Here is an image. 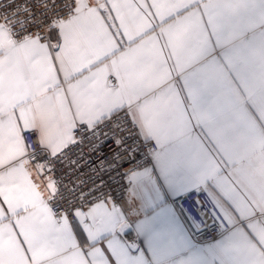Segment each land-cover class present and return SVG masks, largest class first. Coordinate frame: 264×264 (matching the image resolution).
<instances>
[{"label":"snow or ice","instance_id":"obj_1","mask_svg":"<svg viewBox=\"0 0 264 264\" xmlns=\"http://www.w3.org/2000/svg\"><path fill=\"white\" fill-rule=\"evenodd\" d=\"M93 2L94 0H0V151L3 150L4 132L9 123L8 108L11 107L12 114L17 117L16 124L20 125V136L26 149L23 156L16 157L11 163L24 161L36 170L35 175L45 192L46 206L51 215L50 236L60 249L59 264H111L103 249L99 248L102 256L93 257L78 245L74 240L70 216L82 222L89 235V228L105 229L117 216L123 217L125 221L126 219L122 212L117 211V205L111 196L100 198L99 194L104 191L102 180L99 188H96L95 181L91 184L82 183L81 193L87 191L88 197H96L90 201L86 212L81 207L73 206L70 210L60 204L63 199L62 187L56 181L53 166L46 161L43 154L55 159L73 145L80 144L81 141L77 139L79 129L95 136L99 133L101 125L111 122L113 128L127 132L126 123L155 142L158 159L163 154L173 164L199 170L201 162L192 158L185 143L186 133L176 134L178 112L185 116L187 109L181 111L183 102L177 99L178 93L173 92L172 79L174 67L181 70L180 76L175 77L177 80L186 74H191L193 79H196L200 73L207 70L208 44L212 36H215L217 43L224 48L223 57L228 61L225 67L229 69L228 75L235 86V92L244 98V107L252 113L253 118L259 116L249 96L248 86L254 77H264V42L258 49L255 47L256 28L264 33V22L245 26L243 17L247 14V6L233 9L231 0H217L218 11L213 15L211 10L205 9L210 0H145L144 5H141L139 0H122L124 4L136 5L137 16L149 18L150 23L155 21L141 35L154 34L156 42L160 45V55L164 57V66L168 68V79L160 82L155 78V74L150 73L143 65L141 54L134 51V43L138 38L129 41L125 37L120 27L121 21L117 19L116 10L111 5L107 10L97 8V11L104 19L112 38L117 41V47L103 56H98L92 43L97 38L92 30L93 14L90 9ZM178 4L184 6L176 7ZM192 10L199 12L200 22L204 25L203 33L196 36L199 41V54L187 57L180 64L175 60L169 64V40L185 38L179 25L174 22L177 17L186 16ZM209 28L212 30L211 34L207 35L205 40L204 35L208 33ZM166 51L168 55L165 54ZM47 63L51 64L55 73V87L62 90V95L67 101L70 120L62 131L54 129L51 143L44 145L36 142V129L23 127L18 115V106L22 103V95L33 86ZM147 82L155 86L150 89L128 87L130 84ZM97 85L107 90L129 92V98L110 112L91 117L78 107V102ZM196 92L204 119L201 123L200 117L194 112L188 115L187 124L192 125L193 121H196L191 131L199 128L212 145V149L207 151V157L210 158L207 160V170L201 179L206 187H210L212 195L221 206L230 210L233 215L243 217L245 215L242 213L240 201L243 198L245 203H249L246 192L248 172L246 169H238L237 163L240 158V138L245 131L246 121L239 118L234 111L235 97H225L214 80L208 77L199 79ZM24 99L27 97L24 96ZM121 114L124 116V123L116 119ZM103 134L107 135V132ZM30 144L34 150L27 151ZM116 144L117 147H122L123 138L116 137ZM205 148L207 149V145ZM126 151L130 152L132 149ZM100 163L102 172L104 162ZM37 165L42 166L43 170H37ZM127 179L131 182L132 192L147 201V188L144 187L142 191L140 189L144 182L150 179V173L146 171L140 176L132 172L128 174ZM3 203L4 196L0 195V204ZM4 206L7 207L6 204ZM214 211L219 214L220 208L214 205ZM255 215L253 208V217ZM247 218L250 221L249 231L243 234L264 253V240L253 231L252 217ZM154 223V220H145L142 226L150 229ZM128 227L130 225L126 222L119 230L124 231ZM260 227L264 228V223L260 224ZM116 231L101 230L99 236L105 232ZM16 232L29 264H37L28 250L24 236L20 234L19 229ZM237 233L238 231L227 232L209 252L196 253L180 264H206L204 258L209 256L213 258L212 264H217V260L219 264H239L235 257L243 254L245 249L237 238ZM160 235H163V228ZM6 239L0 235V242ZM108 248L115 257L116 253L111 245ZM121 256L123 260H118V264H137L126 249L122 251ZM0 264L15 262L0 259ZM248 264H255V261H249Z\"/></svg>","mask_w":264,"mask_h":264},{"label":"crops","instance_id":"obj_2","mask_svg":"<svg viewBox=\"0 0 264 264\" xmlns=\"http://www.w3.org/2000/svg\"><path fill=\"white\" fill-rule=\"evenodd\" d=\"M139 3L144 5L145 0H139ZM109 5L116 10L117 19L121 21L120 27L125 37L129 41L138 38L134 43V51L141 54L143 65L150 73L155 74V78L160 82L168 79V68L164 66V57L160 55V45L156 42L155 35H141L155 21L150 23L149 18L137 16L135 4H124L122 0H94L90 11L93 14L92 30L97 38L92 43L98 56H103L104 53L111 52L117 47V41L112 38L104 19L97 11V8L107 10ZM183 6V4L176 5V7ZM231 6L233 9L247 6V14L243 17L245 26L264 22V0H231ZM205 9L211 10L215 15L218 11L217 0H210ZM174 23L179 25L185 38L169 40L171 47L169 64H172L173 60L180 64L187 57L199 54V41L196 36L203 33L204 25L200 22L199 12L195 10L188 12L186 16L177 17ZM167 30L166 25L165 31ZM211 31L209 28L208 33L204 35L205 40ZM255 35V47L258 49L264 42L262 39L264 33H261L257 27ZM208 50L209 62L205 72L200 73L196 79H193L191 74H186L177 80L175 77L180 76L181 70L174 67L172 79L173 92L178 93L177 99L183 102L181 111L187 109L185 116L178 112L176 134L186 133V146L192 158L200 161L202 166L199 170L189 169L169 162L163 154L158 159L155 153L151 166L136 171L140 176H143L146 171L150 173V179L145 181L140 189L142 191L144 187L147 188L149 194L147 201L141 195L133 193L130 187L127 206H117V211L123 213L126 221L123 217L117 216L105 229L89 228L90 235L82 222L77 219L72 221L74 240L93 257L102 256L99 249L101 248L107 254L111 264H118V260H123L122 251L126 249L137 264H180L181 261L189 259L196 253L209 252L227 232L238 231L237 238L245 251L237 255L235 259L239 264H248L249 261L264 264V253H261L243 234L249 231L250 221L247 218L249 216L252 217L253 231H256L264 240V228L260 227V224L264 223V77H254L248 86L249 96L259 112V116L254 119L252 113L244 107V98L235 92V86L232 85L231 77L228 75L229 69L225 67L228 61L223 57L224 48L217 43L215 36H212ZM165 54L168 55L167 51ZM203 77L214 80L225 97H235L234 111L239 118L246 121L245 131L240 138V158L237 163L238 169H246L248 172L246 192L249 203H245L243 198L240 201L242 213L245 215L243 217L233 215L230 210L221 206L212 195L210 187H206L201 179L207 170V160L210 159L207 157V151L212 149V145L199 128L191 131L196 121L188 125L187 118L195 112L196 116L200 117V122H203L204 113L196 92L197 81ZM56 83L51 64L47 63L33 86L22 95V103L18 106V115L23 127L36 129L44 145L51 143L54 129L62 131L70 120L67 101L62 95V90L55 87ZM153 86H155L153 83L147 82L130 84L128 87L129 89H150ZM129 95V92L107 90L97 85L87 92L82 101L78 102V107H81L87 115L98 117L102 113H108L117 108L129 98ZM24 96L27 97L26 100ZM8 113L9 123L4 132L3 150L0 151V195L4 196V203L0 204V235L7 238L4 242H0V259L6 262L14 261L15 264H29L25 249L17 238L16 230L19 229L37 264H59L60 249L50 236L51 215L46 206L45 192L38 184L36 170L26 165L24 161L17 160L16 163H11L16 157L23 156L26 149L24 140L20 136V125L16 124L17 117L12 114L11 107L8 108ZM258 120L261 122L258 123ZM141 136L149 139L142 134ZM213 154L216 155L214 150ZM194 188L206 189L232 226L218 239L208 243L194 242L174 205L171 204L173 197ZM253 208L256 212L254 217ZM145 220H154L155 223L150 229H145L142 226ZM126 222L130 227L124 231L119 230ZM111 229L117 231L105 232L99 236L101 230ZM135 235L137 241L131 243L130 238ZM109 245L116 253L115 257L109 251ZM212 259L210 256L204 258L206 264H212ZM217 264H219L218 260Z\"/></svg>","mask_w":264,"mask_h":264},{"label":"built area","instance_id":"obj_3","mask_svg":"<svg viewBox=\"0 0 264 264\" xmlns=\"http://www.w3.org/2000/svg\"><path fill=\"white\" fill-rule=\"evenodd\" d=\"M116 119L124 123L123 114ZM125 126L128 131L120 132L109 122L101 125L99 133L95 136L79 129L77 139L81 141L80 144L73 145L55 159L43 154L46 161L53 166L56 181L62 187L63 199L60 204L70 210L76 206L86 211L90 201L96 197H88L87 191L81 193L82 183L91 184L95 181L96 188H99L102 180L104 191L99 194L100 198L111 196L118 207L127 206L131 187V182L127 179L128 174L151 166L157 148L153 140L143 138L138 130L126 123ZM105 132L107 135L103 134ZM116 137L123 138L122 147H117ZM36 142L43 144L38 132ZM129 148L132 151H126ZM32 150L34 148L30 144L27 151ZM101 161L104 162L102 172ZM37 170L42 171V166L37 165ZM216 203L204 188H194L171 199V204L174 205L191 238L198 244L214 241L232 227ZM214 205L220 208L219 214L214 211ZM76 219L70 216L71 221ZM136 241V235L130 238L131 243Z\"/></svg>","mask_w":264,"mask_h":264}]
</instances>
